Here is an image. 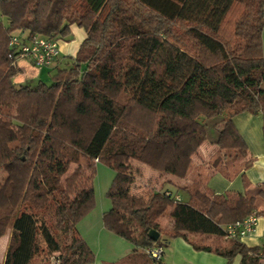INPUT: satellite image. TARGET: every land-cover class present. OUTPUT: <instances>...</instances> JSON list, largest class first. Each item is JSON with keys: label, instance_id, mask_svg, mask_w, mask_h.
Listing matches in <instances>:
<instances>
[{"label": "trees", "instance_id": "obj_1", "mask_svg": "<svg viewBox=\"0 0 264 264\" xmlns=\"http://www.w3.org/2000/svg\"><path fill=\"white\" fill-rule=\"evenodd\" d=\"M0 15V239L11 230L2 264H93L76 226L95 207L97 164L114 173L103 227L133 247L119 264H152L145 250L176 239L264 264V245L225 230L264 214V185L250 198L207 188L215 174L248 185L252 158L225 143L241 140L232 119L242 113L261 115L264 129V0H0ZM73 25L86 38L49 84H13L12 36L68 41ZM134 165L150 172L144 197L130 191Z\"/></svg>", "mask_w": 264, "mask_h": 264}, {"label": "crops", "instance_id": "obj_2", "mask_svg": "<svg viewBox=\"0 0 264 264\" xmlns=\"http://www.w3.org/2000/svg\"><path fill=\"white\" fill-rule=\"evenodd\" d=\"M2 19L3 26H6L7 22L5 18L2 17ZM69 33L71 34L68 41L57 42L59 57L51 68L37 69L30 61H16L18 73L12 79L13 84L18 86L28 84L30 86L38 82H44L45 78L49 79L56 67L63 66L66 59H73L80 45L85 40L86 34L83 29L75 25L70 27ZM15 35L22 39L28 37L27 33L22 32H17ZM232 125L237 130L241 140L237 142L227 141L225 147H243L249 153L253 162L249 169L243 172L248 185L245 186L243 184L241 175L229 182L222 175L215 174L209 179L207 188L217 195L229 192L250 198L257 186L264 185L263 119L261 115L242 113L232 119ZM97 166L100 165L97 164ZM97 166L94 180L95 207L88 215L81 219L76 226V230L93 253V264H119L133 251V247L123 239L106 231L103 227V214L111 208L110 201L106 198V192L114 178V173L111 170L99 168L102 173L99 180V169ZM165 189L174 192V189L169 186H166ZM179 196L185 202L188 200L185 194L179 193ZM238 240L249 249L262 248L264 245V217L259 219L251 235L249 234ZM8 244L9 239L1 245L0 264L4 261ZM166 248L167 254L164 253V256H162V264H242L240 257H236L228 263L225 259L209 253H197L181 239L169 242Z\"/></svg>", "mask_w": 264, "mask_h": 264}, {"label": "built area", "instance_id": "obj_3", "mask_svg": "<svg viewBox=\"0 0 264 264\" xmlns=\"http://www.w3.org/2000/svg\"><path fill=\"white\" fill-rule=\"evenodd\" d=\"M8 46L11 55L17 56L16 61H30V63L37 69L51 68L59 57L57 42L44 38L33 37L27 40L15 35L10 38ZM12 65L16 67V62L12 63ZM262 217H264V214L258 215L257 213H252L243 221L228 226L225 229L226 238L240 239L249 234L251 235L255 230L259 219ZM144 253L151 260L152 264H160L162 262V256L164 255L163 248L157 246V248L145 250Z\"/></svg>", "mask_w": 264, "mask_h": 264}, {"label": "rangeland", "instance_id": "obj_4", "mask_svg": "<svg viewBox=\"0 0 264 264\" xmlns=\"http://www.w3.org/2000/svg\"><path fill=\"white\" fill-rule=\"evenodd\" d=\"M3 22V19H2V16L0 15V25L3 26L2 24ZM261 42H262V54H263V60H264V26H263V30H262V36H261ZM44 80V79H43ZM44 82L46 84H49L50 83V78H45ZM25 85H28V84H25ZM23 85V86H25ZM18 86V85H17ZM211 150L209 149L208 151V148L206 146L202 147V149L200 150V156H202L203 159H207L208 155L210 154ZM52 152H51V149L49 148L48 145H45V148L43 150V153H42V160L43 161H50L53 159L52 157ZM100 166H97L98 169L99 168H105V170H110L109 168H107L105 165L103 164H99ZM136 166V177H135V181L133 183V186L131 188V192L133 195L135 196H140V197H144L147 192H149V187L151 186V177H150V172L144 168V167H140L138 165H134ZM135 168H134V171H135ZM76 169V166L74 165H71L70 168H69V172H68V175H71L74 170ZM138 170V171H137ZM112 171V170H111ZM101 176H102V173H101V170L99 169V180L101 179ZM3 178V174L2 172L0 171V180ZM10 235H11V230L8 229L6 234L4 236H2V238L0 239V256H1V245L3 243H5L8 239L10 240ZM164 253L167 254V248H164L163 249ZM54 256H58V255H54ZM52 257L51 258V263L49 264H53V261L55 257ZM164 256V255H163ZM1 258V257H0ZM34 264H39L38 261H36Z\"/></svg>", "mask_w": 264, "mask_h": 264}, {"label": "water", "instance_id": "obj_5", "mask_svg": "<svg viewBox=\"0 0 264 264\" xmlns=\"http://www.w3.org/2000/svg\"><path fill=\"white\" fill-rule=\"evenodd\" d=\"M148 238L152 241V242H157L159 239V234L155 231H150L148 233Z\"/></svg>", "mask_w": 264, "mask_h": 264}]
</instances>
